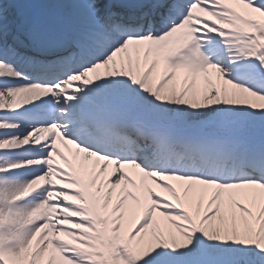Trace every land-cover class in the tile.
<instances>
[{"label": "snow or ice", "instance_id": "1", "mask_svg": "<svg viewBox=\"0 0 264 264\" xmlns=\"http://www.w3.org/2000/svg\"><path fill=\"white\" fill-rule=\"evenodd\" d=\"M228 9L260 20L264 0H0V141L47 133L0 149V193L52 158L23 203L58 194L65 264H93V235L123 264H264V246L225 235L264 227V48L226 57ZM17 92L36 95L9 107Z\"/></svg>", "mask_w": 264, "mask_h": 264}, {"label": "bare ground", "instance_id": "2", "mask_svg": "<svg viewBox=\"0 0 264 264\" xmlns=\"http://www.w3.org/2000/svg\"><path fill=\"white\" fill-rule=\"evenodd\" d=\"M35 3L40 4H55L58 2V0H34ZM223 1V0H222ZM199 11H196L193 13L194 16H199ZM229 16V23L231 30L236 31H244L241 24L235 19V15L233 12L228 11ZM223 14V13H222ZM245 18V17H244ZM247 20H250L248 18H245ZM254 25L256 30L260 31L264 29V14H261L260 20H250ZM192 21H190V24ZM189 31L186 30V28L182 29L176 36L174 43L181 45V46H187L191 40H192V32L194 29H190ZM254 31V32H255ZM227 35L226 38L233 39L237 35L234 34H225ZM229 47H231L234 51L233 60H239L242 59V53L238 50V46L235 44H229ZM249 47L251 50H254L256 48H264V40H260L258 38V41L256 43L249 42ZM195 68V65L189 64L187 66L188 71H192ZM30 92H17L13 95L12 101L10 104H8L9 107H17L22 103H26L29 100ZM7 102L0 101V107L5 106ZM9 125L6 124H0V128H5ZM45 138L47 133L44 132ZM29 138L34 139L37 141L40 138V135L36 133L34 136L30 133ZM29 138H26L25 140H3L0 141V148L5 149H12V148H19L22 146V144L26 143ZM45 138H41L40 140H43ZM50 167L51 164L49 163ZM26 165H20V164H12L10 167L12 168H21L25 167ZM7 168L0 167V172L6 171ZM25 182L23 179L18 181L15 184V191L9 196L8 191H4L3 193H0V262L2 264H14L12 262L13 253L16 252V256L18 260L21 258L24 261V264H58L56 262V259H60V255L57 251L53 253H49L48 248L51 247L52 243L46 244V239L42 238V235H38L37 233H34V228L37 225V222L42 221L43 219H48L53 213H56L54 210H52L50 207H43L39 206L36 207L34 210L30 212V222H28L26 225H23L22 227H17L20 225L26 217L27 211H29V205L24 204L23 201L27 197H25L26 193V187ZM35 182H33L32 185H30L29 189H32L34 187ZM261 187V186H257ZM261 190L264 191V187H261ZM16 209H19L17 211ZM260 223L264 225V217L258 218ZM57 223L60 221L56 220ZM12 226L16 228H12ZM55 225L51 227V229ZM37 228V227H36ZM54 231V230H53ZM33 235V238H32ZM225 235H231L235 240L238 242L243 243H249V244H255L257 247L264 246V227H261L259 229H251V228H245L243 233L237 234V233H226ZM96 238H93V237ZM88 242H91L98 250L99 252V246H97V242H100L103 244L104 247H106V250L110 254V248L107 240L102 235H93ZM117 242L115 239L113 240V243ZM43 243L46 246V248H43ZM12 247V248H11ZM11 248V249H10ZM47 251H46V250ZM86 250V249H85ZM44 253H48L47 256H43ZM111 255V254H110ZM61 260V259H60ZM21 264V262H20ZM61 264H65L63 259L61 260ZM109 264H118L117 260H114L112 256L110 257V263ZM173 264H183L182 261H175Z\"/></svg>", "mask_w": 264, "mask_h": 264}, {"label": "rangeland", "instance_id": "3", "mask_svg": "<svg viewBox=\"0 0 264 264\" xmlns=\"http://www.w3.org/2000/svg\"><path fill=\"white\" fill-rule=\"evenodd\" d=\"M44 237H46L47 242L50 244V243H52V240L54 238V233H51V231H50V232L46 233ZM93 238H96V237L94 236ZM88 240H90V239H88ZM97 246H99V252H98L97 248L91 242H87L86 251H87L89 257L92 259L93 264H109L111 255L109 253H108V255H106V253L108 252L106 250V247H104L103 244L100 242H97ZM44 248H46V246H44ZM12 250L14 251L12 262L14 264H20V262H21V264H24L23 259L21 258V260L20 259L18 260L15 250L13 248H12ZM48 251H49V253H53L54 248L50 247V248H48ZM47 254L48 253H44L43 256H47ZM60 259L62 260L63 257L61 256ZM60 259H56V262L58 264H61ZM25 264H27V263H25ZM118 264H123V262L118 261Z\"/></svg>", "mask_w": 264, "mask_h": 264}]
</instances>
